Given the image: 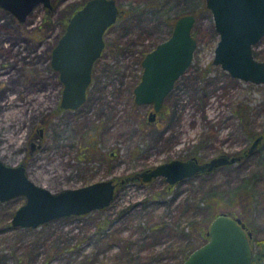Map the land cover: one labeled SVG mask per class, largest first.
<instances>
[{
	"label": "rangeland",
	"instance_id": "obj_1",
	"mask_svg": "<svg viewBox=\"0 0 264 264\" xmlns=\"http://www.w3.org/2000/svg\"><path fill=\"white\" fill-rule=\"evenodd\" d=\"M87 1L40 4L25 22L0 7V160L23 163L31 180L58 193L173 159L238 158L171 186L161 176L120 183L108 207L35 228L12 224L24 196L1 200L0 264H181L206 243L200 230L219 212L246 223L258 256L264 247V83L239 80L213 64L219 34L205 0H115L121 17L106 31L87 100L64 109L51 53ZM185 14L196 19V52L151 120L153 106L134 96L141 63ZM254 52L264 60V36Z\"/></svg>",
	"mask_w": 264,
	"mask_h": 264
},
{
	"label": "water",
	"instance_id": "obj_2",
	"mask_svg": "<svg viewBox=\"0 0 264 264\" xmlns=\"http://www.w3.org/2000/svg\"><path fill=\"white\" fill-rule=\"evenodd\" d=\"M205 1L219 34L213 64L220 65L234 78L263 84L264 60L254 57L253 46L264 36V0ZM52 2L0 0V7L20 22H25L38 5L52 7ZM121 13L115 0H88L68 19L65 31L51 53V66L59 72L63 84L60 107L74 110L86 102L94 64L106 45V31L116 23ZM176 20L169 37L144 56L141 63L143 75L134 89L138 104L153 106V112L149 114L151 120L156 118L175 83L192 64L196 52L197 40L192 33L196 19L185 14ZM262 138L258 136L247 152L252 153ZM32 149H35L33 142ZM237 158L223 154L202 163L195 157L173 159L121 182L135 179L150 182L161 176L171 186L192 175L233 163ZM118 183L112 179L101 180L52 193L30 179L23 163L12 166L0 160V201L18 196L26 198L12 217V224L23 228L38 227L55 217L85 215L106 208L116 195ZM211 221L206 243L190 252L181 264H253L252 232L246 230L242 219L220 213Z\"/></svg>",
	"mask_w": 264,
	"mask_h": 264
},
{
	"label": "trees",
	"instance_id": "obj_3",
	"mask_svg": "<svg viewBox=\"0 0 264 264\" xmlns=\"http://www.w3.org/2000/svg\"><path fill=\"white\" fill-rule=\"evenodd\" d=\"M162 111V110H161ZM194 156V155H193ZM220 213H224V212H219V213H215L213 216H212V219H214L218 214H220ZM227 213V212H226ZM225 213V214H226ZM228 215H230L229 213H227ZM230 216H233V217H239L238 215L237 216H235V215H230ZM243 221V220H242ZM210 225V224H209ZM209 225L208 226H206L205 227V229H204V231L203 230H200V232H201V234L203 235V238L202 239H204L205 241L208 239V227H209ZM253 241V240H252ZM264 242V241H263ZM255 259H257V260H262V259H264V247L262 248V252L258 255V256H256L255 257V255H254V257H253V264H255L256 262H254V260Z\"/></svg>",
	"mask_w": 264,
	"mask_h": 264
},
{
	"label": "flooded vegetation",
	"instance_id": "obj_4",
	"mask_svg": "<svg viewBox=\"0 0 264 264\" xmlns=\"http://www.w3.org/2000/svg\"><path fill=\"white\" fill-rule=\"evenodd\" d=\"M81 7H82V6H81ZM81 7H80V8H81ZM80 8H78V9H80ZM77 11H78V10H77ZM259 43H260V42H259ZM259 43H258L257 45H255L254 49L259 45ZM101 54H102V53H101ZM253 54H254V57L256 58V56H255V52H254ZM256 59H258V58H256ZM258 60H260V59H258ZM260 61H262V60H260ZM93 70H94V68H93ZM92 75H93V72H92ZM92 79H93V78H92ZM89 87H90V86H89ZM89 89H90V88H89ZM88 91H89V90H88ZM87 94H88V92H87ZM164 103H165V102H164ZM163 107H164V106H163ZM163 107H162V109H163ZM162 109H161V110H162ZM161 110L157 111V113L160 112ZM157 113H156V115H157ZM261 136H262V135H261ZM245 151H246V150H245ZM136 174H137V173H136ZM128 177H129V176H128ZM128 177H127V178H128ZM124 179H126V178H124ZM121 180H122V179H118V180H117V179H116V180L114 179V182H119V183H118V185H119L120 183L122 184ZM135 180H137V179H135ZM124 183H126V181H124ZM244 224H245V228H246V230H249V228L246 226V223H244ZM251 243H252V240H251ZM253 257H254V256H253ZM252 261H253V260H252Z\"/></svg>",
	"mask_w": 264,
	"mask_h": 264
},
{
	"label": "bare ground",
	"instance_id": "obj_5",
	"mask_svg": "<svg viewBox=\"0 0 264 264\" xmlns=\"http://www.w3.org/2000/svg\"><path fill=\"white\" fill-rule=\"evenodd\" d=\"M257 45V44H256ZM255 46H253V48H254Z\"/></svg>",
	"mask_w": 264,
	"mask_h": 264
}]
</instances>
